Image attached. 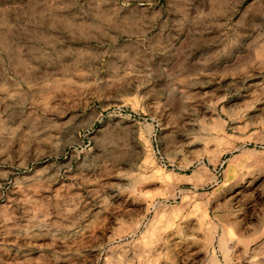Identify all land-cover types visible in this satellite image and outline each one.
Returning a JSON list of instances; mask_svg holds the SVG:
<instances>
[{
  "label": "rangeland",
  "instance_id": "obj_1",
  "mask_svg": "<svg viewBox=\"0 0 264 264\" xmlns=\"http://www.w3.org/2000/svg\"><path fill=\"white\" fill-rule=\"evenodd\" d=\"M0 264H264V0H0Z\"/></svg>",
  "mask_w": 264,
  "mask_h": 264
},
{
  "label": "bare ground",
  "instance_id": "obj_2",
  "mask_svg": "<svg viewBox=\"0 0 264 264\" xmlns=\"http://www.w3.org/2000/svg\"><path fill=\"white\" fill-rule=\"evenodd\" d=\"M150 247H152V246H150Z\"/></svg>",
  "mask_w": 264,
  "mask_h": 264
}]
</instances>
